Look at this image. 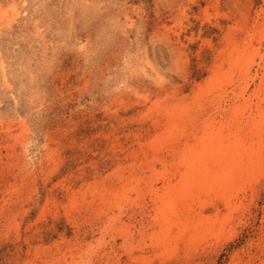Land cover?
<instances>
[{"label": "rangeland", "instance_id": "obj_1", "mask_svg": "<svg viewBox=\"0 0 264 264\" xmlns=\"http://www.w3.org/2000/svg\"><path fill=\"white\" fill-rule=\"evenodd\" d=\"M0 264H264V0H0Z\"/></svg>", "mask_w": 264, "mask_h": 264}]
</instances>
